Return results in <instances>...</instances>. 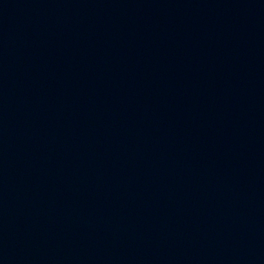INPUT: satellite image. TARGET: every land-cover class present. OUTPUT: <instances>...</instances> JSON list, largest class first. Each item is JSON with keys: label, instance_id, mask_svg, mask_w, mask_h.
Instances as JSON below:
<instances>
[{"label": "water", "instance_id": "obj_1", "mask_svg": "<svg viewBox=\"0 0 264 264\" xmlns=\"http://www.w3.org/2000/svg\"><path fill=\"white\" fill-rule=\"evenodd\" d=\"M0 264H264V0H0Z\"/></svg>", "mask_w": 264, "mask_h": 264}]
</instances>
